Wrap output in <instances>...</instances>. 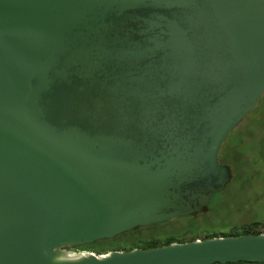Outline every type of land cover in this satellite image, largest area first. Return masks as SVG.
Instances as JSON below:
<instances>
[{
    "label": "water",
    "instance_id": "water-1",
    "mask_svg": "<svg viewBox=\"0 0 264 264\" xmlns=\"http://www.w3.org/2000/svg\"><path fill=\"white\" fill-rule=\"evenodd\" d=\"M264 93V0H0V264L264 261V233L67 249L209 205Z\"/></svg>",
    "mask_w": 264,
    "mask_h": 264
},
{
    "label": "rangeland",
    "instance_id": "rangeland-1",
    "mask_svg": "<svg viewBox=\"0 0 264 264\" xmlns=\"http://www.w3.org/2000/svg\"><path fill=\"white\" fill-rule=\"evenodd\" d=\"M259 100L219 148L218 160L230 166L232 180L212 195L207 213L184 221L189 223L185 228L176 227L174 219L165 226L138 228L114 239L76 248L81 252L106 254L184 241L194 236L219 237L249 226L250 231L264 233V93Z\"/></svg>",
    "mask_w": 264,
    "mask_h": 264
},
{
    "label": "flooded vegetation",
    "instance_id": "flooded-vegetation-1",
    "mask_svg": "<svg viewBox=\"0 0 264 264\" xmlns=\"http://www.w3.org/2000/svg\"><path fill=\"white\" fill-rule=\"evenodd\" d=\"M232 173V171H231ZM200 212V213H199ZM208 212V205L205 207V208H202L200 211L196 212V213H193V214H190V215H187V216H179V217H176V218H173L171 220H168V221H165V222H162V223H156V224H151V225H148V226H140V227H136L134 229H138V228H148V227H158V226H165L167 224H169L172 220L174 221V219H176V223H175V226L180 228V227H183L185 228V225H189V223H183L184 221H188L189 219H192L193 217H197V216H200L202 213H207ZM181 228V229H183ZM133 229V230H134ZM130 231V230H129ZM128 232V231H127ZM238 231L236 230H232L231 232L225 234V235H221L219 237H228V236H237L235 234H238L237 233ZM208 238H213V237H207V236H204V237H201V236H194L193 238L191 239H188V240H184V241H180V240H176V241H173V242H177V243H184V242H189V241H193V240H204V239H208ZM172 242V243H173ZM163 246V245H162ZM67 249H70V250H74L76 252H81L83 250H79L78 248L76 247H68Z\"/></svg>",
    "mask_w": 264,
    "mask_h": 264
},
{
    "label": "trees",
    "instance_id": "trees-1",
    "mask_svg": "<svg viewBox=\"0 0 264 264\" xmlns=\"http://www.w3.org/2000/svg\"><path fill=\"white\" fill-rule=\"evenodd\" d=\"M250 228H251V226H249V227H245V228H243L240 232H237L238 234H235V235H250V234H252V235H257V234H260V233H261L260 231H250ZM132 230H133V229H132ZM132 230H130V231H128V232H124V233H122V234H120V235H117V236L114 237V238H117V237L123 236V235H125V234L131 232ZM114 238H113V239H114ZM172 242H173V241H172ZM93 243H94V242H93ZM93 243H92V244H93ZM169 243H170V242H169ZM169 243H164V244H160V245H156V246L167 245V244H169ZM85 245H86V244H85ZM82 246H84V245H80V246H78V247H82ZM156 246H148V247H144V249L151 248V247H156ZM96 250H98V249H96ZM259 263L264 264V261L254 262V263H246V262H242V261L235 262V264H259Z\"/></svg>",
    "mask_w": 264,
    "mask_h": 264
},
{
    "label": "built area",
    "instance_id": "built-area-1",
    "mask_svg": "<svg viewBox=\"0 0 264 264\" xmlns=\"http://www.w3.org/2000/svg\"><path fill=\"white\" fill-rule=\"evenodd\" d=\"M83 253H92V254L97 255V256H101V255H103V254H95V253H93V252H83Z\"/></svg>",
    "mask_w": 264,
    "mask_h": 264
}]
</instances>
